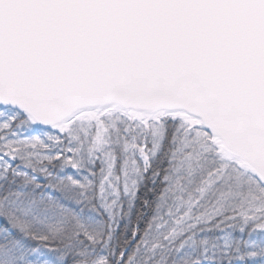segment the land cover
<instances>
[{
    "label": "snow or ice",
    "instance_id": "obj_1",
    "mask_svg": "<svg viewBox=\"0 0 264 264\" xmlns=\"http://www.w3.org/2000/svg\"><path fill=\"white\" fill-rule=\"evenodd\" d=\"M0 264H264V0H0Z\"/></svg>",
    "mask_w": 264,
    "mask_h": 264
}]
</instances>
